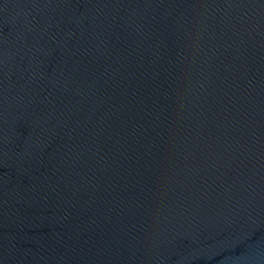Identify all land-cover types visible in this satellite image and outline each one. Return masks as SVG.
Segmentation results:
<instances>
[{
    "label": "water",
    "instance_id": "1",
    "mask_svg": "<svg viewBox=\"0 0 264 264\" xmlns=\"http://www.w3.org/2000/svg\"><path fill=\"white\" fill-rule=\"evenodd\" d=\"M0 264H264V0H0Z\"/></svg>",
    "mask_w": 264,
    "mask_h": 264
}]
</instances>
